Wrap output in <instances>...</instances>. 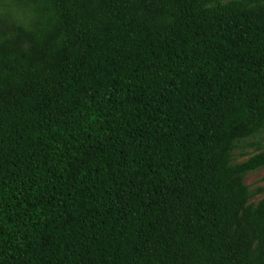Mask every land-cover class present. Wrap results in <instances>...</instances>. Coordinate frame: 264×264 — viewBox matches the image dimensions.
<instances>
[{"label": "trees", "instance_id": "obj_1", "mask_svg": "<svg viewBox=\"0 0 264 264\" xmlns=\"http://www.w3.org/2000/svg\"><path fill=\"white\" fill-rule=\"evenodd\" d=\"M219 1L0 0V264H264V8Z\"/></svg>", "mask_w": 264, "mask_h": 264}, {"label": "rangeland", "instance_id": "obj_2", "mask_svg": "<svg viewBox=\"0 0 264 264\" xmlns=\"http://www.w3.org/2000/svg\"><path fill=\"white\" fill-rule=\"evenodd\" d=\"M236 2L242 10L264 8V0H220L219 4ZM216 3L209 4L206 8L214 7ZM264 153V128L259 133L244 139L237 140L231 155V164H241L250 158ZM249 193L254 194L249 203L256 204L264 199V169L259 168L249 172L243 179Z\"/></svg>", "mask_w": 264, "mask_h": 264}]
</instances>
